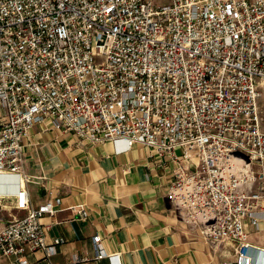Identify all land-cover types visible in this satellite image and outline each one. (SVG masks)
Listing matches in <instances>:
<instances>
[{
	"label": "built area",
	"instance_id": "built-area-1",
	"mask_svg": "<svg viewBox=\"0 0 264 264\" xmlns=\"http://www.w3.org/2000/svg\"><path fill=\"white\" fill-rule=\"evenodd\" d=\"M262 98L264 0H0V173L22 172L42 123L148 147L176 166L166 198L182 221L214 252L232 244L219 264H250L245 222L264 228ZM15 198L25 214L0 231V257L24 264L28 247L52 264L64 239L47 243L41 220L58 200Z\"/></svg>",
	"mask_w": 264,
	"mask_h": 264
},
{
	"label": "crops",
	"instance_id": "crops-1",
	"mask_svg": "<svg viewBox=\"0 0 264 264\" xmlns=\"http://www.w3.org/2000/svg\"><path fill=\"white\" fill-rule=\"evenodd\" d=\"M22 159L19 175L0 173V231L25 214L15 207L20 189L27 190L34 207L58 200L55 214L41 220L48 226L47 243L64 239L48 256L52 264H219L234 259L231 243L214 252L197 231L186 228L166 198L176 166L158 161L148 147L92 144L42 123L24 140ZM245 229L250 264H264V228L255 230L245 222ZM95 235L117 259L95 258ZM45 257L43 250L26 247L23 260L40 264ZM12 262L13 257H0V264Z\"/></svg>",
	"mask_w": 264,
	"mask_h": 264
},
{
	"label": "rangeland",
	"instance_id": "rangeland-1",
	"mask_svg": "<svg viewBox=\"0 0 264 264\" xmlns=\"http://www.w3.org/2000/svg\"><path fill=\"white\" fill-rule=\"evenodd\" d=\"M154 2H155V4H157V5H161V4L169 3L170 0H154ZM260 103H261L262 105H264V98H262V99L260 100ZM177 214H178V213H177ZM178 215H179V214H178ZM179 218H180L181 221H182V217H181L180 215H179ZM183 223L185 224L186 228H187L189 231H194V232H196V229H193V228H192V225L187 224V223L184 222V221H183Z\"/></svg>",
	"mask_w": 264,
	"mask_h": 264
},
{
	"label": "water",
	"instance_id": "water-1",
	"mask_svg": "<svg viewBox=\"0 0 264 264\" xmlns=\"http://www.w3.org/2000/svg\"><path fill=\"white\" fill-rule=\"evenodd\" d=\"M236 155L244 157V156H243L242 154H240V153H236ZM244 158L246 159V157H244Z\"/></svg>",
	"mask_w": 264,
	"mask_h": 264
}]
</instances>
